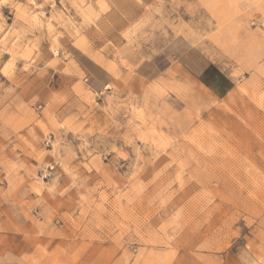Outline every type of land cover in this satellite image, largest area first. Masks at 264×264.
I'll return each instance as SVG.
<instances>
[{"label": "rangeland", "instance_id": "374dc122", "mask_svg": "<svg viewBox=\"0 0 264 264\" xmlns=\"http://www.w3.org/2000/svg\"><path fill=\"white\" fill-rule=\"evenodd\" d=\"M0 264H264V0H0Z\"/></svg>", "mask_w": 264, "mask_h": 264}, {"label": "crops", "instance_id": "0c3cea01", "mask_svg": "<svg viewBox=\"0 0 264 264\" xmlns=\"http://www.w3.org/2000/svg\"><path fill=\"white\" fill-rule=\"evenodd\" d=\"M74 59L84 74V82L95 93L102 92L110 77L108 72L90 58L81 53L74 54ZM177 64L188 77L203 89L211 98L223 100L227 98L235 88V80L220 69L210 58L198 48H190L177 59ZM151 69L148 64H142L137 68L138 76L142 79L153 80L159 73L148 72ZM19 249H16L18 253Z\"/></svg>", "mask_w": 264, "mask_h": 264}, {"label": "bare ground", "instance_id": "6f19581e", "mask_svg": "<svg viewBox=\"0 0 264 264\" xmlns=\"http://www.w3.org/2000/svg\"><path fill=\"white\" fill-rule=\"evenodd\" d=\"M109 89V85L106 86L105 90H108Z\"/></svg>", "mask_w": 264, "mask_h": 264}]
</instances>
